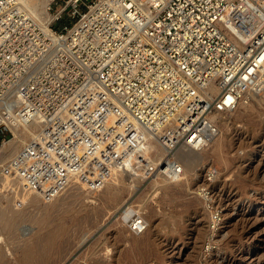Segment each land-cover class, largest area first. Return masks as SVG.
I'll return each mask as SVG.
<instances>
[{"label": "built area", "instance_id": "1", "mask_svg": "<svg viewBox=\"0 0 264 264\" xmlns=\"http://www.w3.org/2000/svg\"><path fill=\"white\" fill-rule=\"evenodd\" d=\"M48 12L44 26L0 0V138L39 125L0 174L15 199L98 189L117 170L180 181L176 150H202L216 113L264 90V0H51Z\"/></svg>", "mask_w": 264, "mask_h": 264}, {"label": "rangeland", "instance_id": "2", "mask_svg": "<svg viewBox=\"0 0 264 264\" xmlns=\"http://www.w3.org/2000/svg\"><path fill=\"white\" fill-rule=\"evenodd\" d=\"M259 95L222 113L227 124L219 121V134L200 151V162L194 158L183 166L175 183L115 171L101 188L72 185L46 201L35 194L9 197L0 175V264H264V94ZM11 139H1L0 147ZM11 158L0 154V174ZM125 207L144 216L143 234H132L122 221ZM5 216L17 219L11 231L2 225Z\"/></svg>", "mask_w": 264, "mask_h": 264}, {"label": "bare ground", "instance_id": "3", "mask_svg": "<svg viewBox=\"0 0 264 264\" xmlns=\"http://www.w3.org/2000/svg\"><path fill=\"white\" fill-rule=\"evenodd\" d=\"M20 1L24 5V7L29 11V13L33 17L38 19L40 21V23H42L44 26H48L53 21L54 16L51 13L48 12V7L50 5L51 0H20ZM259 94L263 95L264 94V90L260 91V92H257V93L254 92L252 94V96L256 98ZM249 103H250V100H249ZM216 118H217L218 122L221 120L220 122L222 124H225V125L227 124V120L224 117L222 118V113H216ZM38 129H39V125H37V124L36 125H32L30 127H16V128H13L12 131L14 132L15 136L9 142H4L3 143L2 147H0V154H2V153L4 154V159L5 160L10 158V157H13V155L16 153V151L14 152V150L19 148L18 143L19 144L20 143H22V144L25 143L26 144L30 140V138L32 136H36L37 135L36 130H38ZM24 135H28V138H29V140L27 139L28 141H26L24 139ZM211 141H209V143ZM152 143L153 144H151L150 147H149L148 154H149L151 160L156 162L157 160H159L164 155V152L161 149V147L159 146V144L157 143V140H155L154 142L152 141ZM219 144H221V143H219ZM221 145H220V148H221ZM8 146H10V149L7 150ZM218 147L219 146H217V149H218ZM204 148L202 150H204ZM182 149H184L185 153L183 155L180 154V156L178 157V152L181 151ZM202 150H200V151H202ZM200 151H196V150H193L192 148H190L188 146L182 145L176 150L175 158L177 159V161L180 164H182V166H186L188 163H194V162H192L194 158L196 159V162H200V159H202ZM116 172L120 176H125V175L127 176L128 175V172L123 171V170L122 171L117 170ZM44 200H46V199H44ZM46 201H51V200H46ZM135 214H138L139 216L137 218H135L134 217ZM131 218H132V221H128ZM121 219H122V221L124 223H126L128 225L127 227L129 228V231L132 234H134V235H141L147 230L148 224L146 222V219L144 218V216L138 210H136L133 207H125L124 211H123V214L121 216ZM138 219H142L144 224H146V226H145V228H144V230H143V232L141 234H136V233L133 232V226L134 225H138V223H137ZM2 221H3V224H2L3 227L5 229H7L8 231H11V229H13L17 219L15 217H9V216L6 217L5 216V217H3Z\"/></svg>", "mask_w": 264, "mask_h": 264}, {"label": "trees", "instance_id": "4", "mask_svg": "<svg viewBox=\"0 0 264 264\" xmlns=\"http://www.w3.org/2000/svg\"><path fill=\"white\" fill-rule=\"evenodd\" d=\"M0 141H1V138H0Z\"/></svg>", "mask_w": 264, "mask_h": 264}]
</instances>
